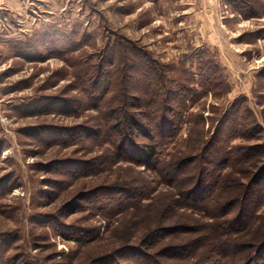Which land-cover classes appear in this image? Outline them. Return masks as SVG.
Returning <instances> with one entry per match:
<instances>
[{
    "label": "rangeland",
    "instance_id": "obj_1",
    "mask_svg": "<svg viewBox=\"0 0 264 264\" xmlns=\"http://www.w3.org/2000/svg\"><path fill=\"white\" fill-rule=\"evenodd\" d=\"M71 39L76 43H64ZM118 41L167 64L169 83L198 85L199 64H217L220 92L192 111L215 119L243 96L264 133V0H0V184L14 185L0 197V242L18 240L41 264H104L110 257L124 264L131 248L151 251L147 232L201 224L180 210L157 219L175 189L142 167L104 165L108 146L86 136L100 121L95 110L77 109L88 99L80 74L112 48L119 52ZM134 186L147 198L115 213L111 225L92 209L104 187L129 195ZM57 228L99 233L78 246ZM186 235L166 237L176 245Z\"/></svg>",
    "mask_w": 264,
    "mask_h": 264
},
{
    "label": "trees",
    "instance_id": "obj_2",
    "mask_svg": "<svg viewBox=\"0 0 264 264\" xmlns=\"http://www.w3.org/2000/svg\"><path fill=\"white\" fill-rule=\"evenodd\" d=\"M244 6L248 8L247 2ZM48 37L54 41L53 34ZM64 43L71 46L76 41ZM118 43L119 52L112 48L97 66L87 65L80 74L88 99L86 103L77 101V109L95 110L100 121L86 129V136L94 144L108 146L104 165L122 162L142 167L162 185L175 189L170 208L157 219L180 210L201 223L147 232L145 241L151 251L131 248L124 264H168L171 260L181 264H264V133L246 98L239 96L215 119L194 113L200 100L220 92L222 74L217 64H199L198 85L175 84L172 79L169 83L167 64L132 41ZM21 49L25 52L26 46ZM118 53L122 61L116 64ZM208 119L212 124L205 127ZM13 187L11 181L1 183L0 197ZM104 188L102 199L92 200L91 207L109 224L115 213L130 205L142 206L147 198L144 188L138 186L129 195L124 189ZM49 224L57 225L56 221ZM89 232L75 228L57 234L81 246L99 233ZM178 234L187 235L182 243L173 245L168 237ZM17 241L7 238L0 242V264H41L21 252ZM104 264L122 263L110 257Z\"/></svg>",
    "mask_w": 264,
    "mask_h": 264
}]
</instances>
